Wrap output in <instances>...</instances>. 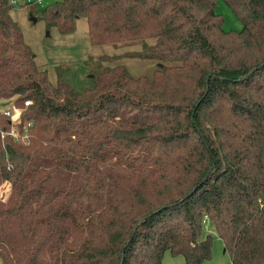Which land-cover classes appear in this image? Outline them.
<instances>
[{
  "label": "trees",
  "instance_id": "obj_1",
  "mask_svg": "<svg viewBox=\"0 0 264 264\" xmlns=\"http://www.w3.org/2000/svg\"><path fill=\"white\" fill-rule=\"evenodd\" d=\"M98 1L20 8L62 35L81 19L108 34L90 20ZM140 2L119 43L141 44L126 57L155 61L153 76L103 57L80 91L65 73L49 81L0 0V99L34 123L29 144L0 135L3 264H164L167 251L203 264L206 220L231 264H264V0ZM220 2L240 32L225 30Z\"/></svg>",
  "mask_w": 264,
  "mask_h": 264
},
{
  "label": "rangeland",
  "instance_id": "obj_2",
  "mask_svg": "<svg viewBox=\"0 0 264 264\" xmlns=\"http://www.w3.org/2000/svg\"><path fill=\"white\" fill-rule=\"evenodd\" d=\"M43 1L44 6L36 8L39 13L55 2V0ZM96 4L97 9L92 11L90 20L106 23L112 29L108 34H104L101 30L95 31L85 19L77 22V28L73 34L62 35L56 30L49 31L46 23L43 20L39 21V15L34 7L17 8L12 16L21 27L26 43L33 50L37 65L48 72L49 81L52 83L57 81L59 73H65L66 79L75 89L82 91L88 88L91 85L89 80L98 69L99 61L103 57L112 59V63L104 62L106 66L123 64L136 77L153 76L158 65L155 61L126 57L128 54L141 51L143 48L141 44L119 43L122 39L121 35L126 39H131L133 36L128 32L127 27L130 22L139 18V16L131 17L130 15L132 12H139L140 0H111L109 3L99 0ZM218 12L224 18L226 31L240 32L242 30V23L224 2H220ZM31 15L37 18L38 22H32ZM155 27L151 26L150 32L140 34V37H149ZM9 106L8 101L0 104L2 108ZM11 189V184H3L0 187V200L8 201ZM208 235L213 236L212 257L203 264H231L228 254L224 252V243L210 220H206L203 226V237L206 238ZM163 263L185 264V259L183 256H173L170 251H167L163 256ZM0 264H3L2 259Z\"/></svg>",
  "mask_w": 264,
  "mask_h": 264
},
{
  "label": "built area",
  "instance_id": "obj_3",
  "mask_svg": "<svg viewBox=\"0 0 264 264\" xmlns=\"http://www.w3.org/2000/svg\"><path fill=\"white\" fill-rule=\"evenodd\" d=\"M11 6L17 8H20L23 5L31 4L38 6H44L43 0H8ZM0 104L3 102L2 99H0ZM10 103L9 107H0L2 115L10 120L11 129L9 131L1 130L0 129V135L1 139L5 140L7 138L13 139L15 142L23 143V144H29L31 139V129L34 126L33 122H29L26 125H22L23 123V110L16 107L13 103V100L8 101ZM32 104L31 101H26L25 106L29 107ZM207 227V226H205Z\"/></svg>",
  "mask_w": 264,
  "mask_h": 264
},
{
  "label": "water",
  "instance_id": "obj_4",
  "mask_svg": "<svg viewBox=\"0 0 264 264\" xmlns=\"http://www.w3.org/2000/svg\"><path fill=\"white\" fill-rule=\"evenodd\" d=\"M31 21L34 22V23H36V22H38V19L35 18V17H31ZM48 34H49V33H48ZM91 60H92V59H91ZM91 78H93V76H91Z\"/></svg>",
  "mask_w": 264,
  "mask_h": 264
}]
</instances>
